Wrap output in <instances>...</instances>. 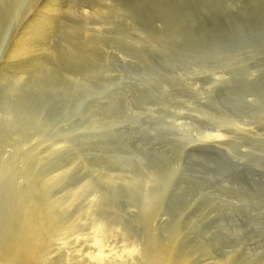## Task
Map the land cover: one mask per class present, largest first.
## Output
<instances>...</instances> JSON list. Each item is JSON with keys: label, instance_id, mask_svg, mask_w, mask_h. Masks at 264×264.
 Segmentation results:
<instances>
[{"label": "rangeland", "instance_id": "1", "mask_svg": "<svg viewBox=\"0 0 264 264\" xmlns=\"http://www.w3.org/2000/svg\"><path fill=\"white\" fill-rule=\"evenodd\" d=\"M53 2L0 0V264H264V0Z\"/></svg>", "mask_w": 264, "mask_h": 264}, {"label": "bare ground", "instance_id": "2", "mask_svg": "<svg viewBox=\"0 0 264 264\" xmlns=\"http://www.w3.org/2000/svg\"><path fill=\"white\" fill-rule=\"evenodd\" d=\"M51 1L53 2V0H51ZM54 1H56V0H54ZM62 1H63V0H62ZM67 1H68V0H67ZM53 3H54V2H53ZM58 5H59V4H58ZM43 6H45V8H44L45 10L43 11L44 13H48V12H52V11H54V9H52V10L49 9L48 4H47V5L44 4ZM50 7H51V6H50ZM55 7H56V6H55ZM49 10H50V11H49ZM48 14H49V13H48ZM48 14H47V15H48ZM33 19H34V18H33ZM26 23H27V22H26ZM29 23H30V21H29ZM34 23H35V21H34ZM227 23H228L229 25H231V27H234L235 29H239L238 24H236V23H237L236 20H230V21H228ZM35 24H36V23H35ZM27 25H28V24H27ZM29 26H30V25H28V27H29ZM34 26H35V25H34ZM221 29H222V27H220V30H221ZM21 32H22V31H21ZM23 33H24V31H23ZM27 33H29V31H26L23 35L26 36L25 34H27ZM38 33H39V32H38ZM24 36H22L21 39H22ZM23 39H25V37H24ZM24 42H25V40H24ZM16 43H17V42H16ZM30 43H31V42H30ZM17 44H18V43H17ZM22 44H23V43H22ZM26 44H27V43H26ZM16 46L18 47V45H16ZM16 46H15V47H16ZM19 47H20V45H19ZM24 47H25V46H24ZM24 47H23V49H24ZM14 49H15V48H14ZM14 49H13V50H14ZM21 49H22V46H21ZM22 51H23V50H22ZM20 57H21V55H20ZM43 213H44V212H43ZM43 215H44V214H43ZM41 218H42V217H41ZM28 221H30V220H27V222H28ZM31 222H32V221H31ZM31 224H32V223H31ZM35 224H36V223H35ZM44 225L46 226V224H44ZM44 225H43V226H44ZM33 226H34V225H33ZM36 226H37V225H36ZM36 226H35V227H36ZM37 227H38V226H37ZM37 227H36V230H37ZM97 227H98V226H97ZM26 228H27V227H26ZM29 228H30V226H29ZM31 228H32V227H31ZM34 229H35V228H34ZM99 229H100V228H99ZM37 231H38V230H37ZM38 232H39V231H38ZM40 233H41V232H40ZM46 233H47V232H46ZM30 234H31V233H30ZM30 234H29V235H30ZM32 235H33V234H32ZM42 235H43V234H42ZM23 236H24V235L22 234L21 238H23ZM29 237H31V236H29ZM32 239H33V238H32ZM23 243H25V242H23ZM26 243H27V242H26ZM26 243H25V244H26ZM31 243H32V242H31ZM33 244H36V242L33 243ZM41 245H42V244H41ZM19 246H20V245H19ZM105 246H106V245H105ZM16 247H17V246H16ZM20 247H21V246H20ZM35 248H37V247L35 246ZM35 248H34V249H35ZM11 249H12V248H11ZM106 249H107V247H106ZM108 249H109V248H108ZM17 250H19V249H17ZM100 250L102 251L103 249L100 248V249H99V253H100ZM109 250H110V249H109ZM109 250H108V251H109ZM12 251H13V250H12ZM21 251H22V250H21ZM32 251H33V250H32ZM32 251H31V252H32ZM108 251H107V253H108ZM9 252H10V251H9ZM24 252H25V251H23V253H24ZM28 252H29V250H28ZM102 252H103V251H102ZM110 252H111V251H110ZM33 253H34V252H33ZM33 253H32V254H33ZM35 253H36V252H35ZM10 254H11V253H10ZM13 254H15V253H13ZM27 254H30V253H27ZM34 255H35V254H34ZM36 255H37V254H36ZM104 255H105V254H104ZM110 255H111V254H110ZM8 256H9V255H8ZM101 256H102V254H101ZM106 256H107V255H106ZM33 257H34V256H33ZM36 257H37V256H36ZM23 258H24V257H21V259H23ZM37 258H38V257H37ZM24 259H25V258H24ZM27 259H29V258H27ZM31 259H32V258H31ZM34 259H35V258H34ZM38 260H39V259H38ZM38 260H37V261H38ZM26 261H27V260H26ZM28 261H30V260H28ZM37 261H36V262H37ZM31 262H32V261H31ZM33 262H34V261H33ZM23 263H24V262H23ZM29 263H30V262H29ZM25 264H28V262L25 263ZM33 264H34V263H33ZM162 264H163V263H162ZM164 264H165V263H164Z\"/></svg>", "mask_w": 264, "mask_h": 264}]
</instances>
